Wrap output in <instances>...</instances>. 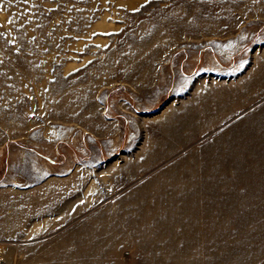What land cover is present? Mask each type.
Wrapping results in <instances>:
<instances>
[{
  "label": "rangeland",
  "instance_id": "1",
  "mask_svg": "<svg viewBox=\"0 0 264 264\" xmlns=\"http://www.w3.org/2000/svg\"><path fill=\"white\" fill-rule=\"evenodd\" d=\"M0 264H264V0H0Z\"/></svg>",
  "mask_w": 264,
  "mask_h": 264
}]
</instances>
